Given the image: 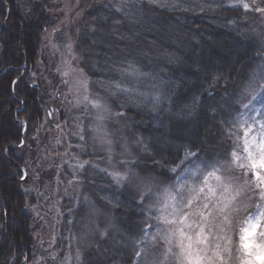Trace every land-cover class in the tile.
Masks as SVG:
<instances>
[{
    "label": "trees",
    "instance_id": "1",
    "mask_svg": "<svg viewBox=\"0 0 264 264\" xmlns=\"http://www.w3.org/2000/svg\"><path fill=\"white\" fill-rule=\"evenodd\" d=\"M52 8L50 0H0V264H30L34 257L35 221L24 190L31 176L23 180L31 170L24 151L46 118L45 99L60 100L61 79L44 48L49 33L70 40L90 99L99 98L107 108L103 121L91 105L71 114V136L77 125L84 128V140L72 151L87 162L93 186L87 182L90 189L79 195L75 210L70 209L74 197L66 199L64 212L71 210L73 219L63 224L62 233H70L51 264H65L66 256L74 257L70 264H137L133 241L138 243L148 213L133 199L135 187L118 188L109 173H123L128 161L141 176L148 174L142 170L154 169L151 175L171 183L167 167L175 165L168 162L183 158L185 151L204 155L215 148L224 139L223 121L237 106L238 94L252 81L264 83V20L222 0H81L78 18L64 27ZM25 67L14 96L13 84ZM25 124L26 142L18 147ZM56 172L46 178L53 181ZM99 196L106 203L94 217ZM151 214L155 217L157 210ZM243 216L229 233L235 264L243 254Z\"/></svg>",
    "mask_w": 264,
    "mask_h": 264
},
{
    "label": "snow or ice",
    "instance_id": "2",
    "mask_svg": "<svg viewBox=\"0 0 264 264\" xmlns=\"http://www.w3.org/2000/svg\"><path fill=\"white\" fill-rule=\"evenodd\" d=\"M234 7L258 13L264 20V0H242ZM68 48L71 54V43ZM82 86L86 90V81ZM238 95L237 106L223 121L224 139L215 148L204 155L185 151L183 158L177 156L168 162L175 165L171 167L153 160L161 169L167 167L171 183L151 175L154 169L142 170L148 174L141 176L127 166L131 163L128 161L124 162L123 173H109L118 188L135 187L133 199L138 198V206L148 213L138 243L133 241L137 264H235L229 233H234L241 213L248 227L242 229V247L247 256L241 257L240 264H253L249 241L257 233L264 237V110L258 116L248 115V110L264 96V83L252 81ZM84 100L97 110V120L103 121L107 108L99 98L89 100L85 96ZM79 139L83 141L84 136ZM99 139L110 146V140ZM152 208L157 210L155 217ZM257 247L264 253V244ZM150 255L154 257L151 261Z\"/></svg>",
    "mask_w": 264,
    "mask_h": 264
},
{
    "label": "rangeland",
    "instance_id": "3",
    "mask_svg": "<svg viewBox=\"0 0 264 264\" xmlns=\"http://www.w3.org/2000/svg\"><path fill=\"white\" fill-rule=\"evenodd\" d=\"M236 1L222 0V2L230 5L238 4ZM50 2L53 5L52 12L62 16L61 25L64 27L78 18V15L75 16V11L81 0H50ZM59 35L60 33L56 35L49 33L46 36L48 40L47 44H44V48L46 49V60L49 61L50 66L54 62L55 68L52 69L55 70V74L61 79L60 100L58 99L59 97L45 99L46 118L41 130L33 138L35 140L34 144H29L24 151L31 170L30 173L26 172L27 178L31 176V182L24 190L30 198L28 211L35 221L36 238L34 257L30 264H51V260L61 256L63 246L61 247L59 242H64V235L67 237L70 233L69 229L66 234L62 233L63 224L66 222V225L69 226L73 219V213H70L71 210L65 211L67 214L64 212L66 199L74 197L72 203H70V209L75 210L80 205L79 195L84 189H90V185L88 186L87 182H91V186H93L92 175L86 173V163L75 159L72 151L80 147L82 141L79 137L82 135L84 128L81 124L77 125L78 129L72 136L70 131V128L73 127L70 123L72 120L71 114L77 108L90 106L88 101L84 100L85 96H88L89 100H91L89 97V83L83 70L74 62L78 55H76L72 46L71 54H69L68 44L71 43L70 40L62 39L61 41L59 40ZM64 73H67V75H64ZM31 77L36 79V74L33 72ZM36 80L34 83L38 84ZM85 81L86 90L82 86ZM57 100L59 101L56 102ZM258 101L254 104H260L254 110L250 108L248 115L258 116V113L264 110V100L261 101L260 99ZM80 118V115L77 116V123L82 122V118ZM94 129H96V126H92V130ZM76 140H79L78 144L74 143ZM37 153H39V156H37ZM34 155L36 156L32 160ZM81 164H83V168L80 167ZM53 170L57 171L55 179L49 181L46 175ZM183 175H185V178L187 177V174ZM44 177L45 179H43ZM77 182L76 187H73ZM85 202L95 210L96 204H92L93 200L89 196L85 197ZM105 203V198L99 196L100 207L93 212L94 217L102 214ZM87 209L89 211V208ZM83 212L87 211L84 209ZM66 215L70 216L68 220L64 218ZM246 227H248V224H246ZM249 243L252 247L248 251L254 253L252 257L253 264H264V253H261L257 247L260 244H264V237L257 233L250 239ZM175 250L179 251V249ZM242 252V257H246L247 253L243 247ZM73 258L66 256L65 264H70Z\"/></svg>",
    "mask_w": 264,
    "mask_h": 264
},
{
    "label": "water",
    "instance_id": "4",
    "mask_svg": "<svg viewBox=\"0 0 264 264\" xmlns=\"http://www.w3.org/2000/svg\"><path fill=\"white\" fill-rule=\"evenodd\" d=\"M26 72H27V67H25V70H24L23 74L21 75V77L14 82V84H13V95L14 96H15V90H14L15 89V85L25 75ZM23 134H24V136H23V142H22L21 146H19V147L24 146L25 141H26V137H27V125L26 124H25V128L23 130ZM26 178H27V173H25V177H24L23 180H25Z\"/></svg>",
    "mask_w": 264,
    "mask_h": 264
}]
</instances>
